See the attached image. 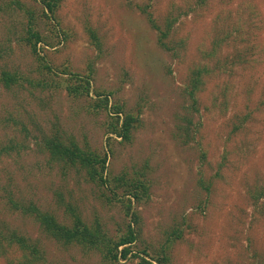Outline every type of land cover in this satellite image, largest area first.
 <instances>
[{
	"label": "rangeland",
	"instance_id": "1",
	"mask_svg": "<svg viewBox=\"0 0 264 264\" xmlns=\"http://www.w3.org/2000/svg\"><path fill=\"white\" fill-rule=\"evenodd\" d=\"M145 6L161 26L168 14L178 17L170 50L157 45L138 9ZM29 12L55 72L44 89L37 84L43 70L22 40ZM48 22L35 0H0V71L18 79L11 88L0 85V146L16 147L0 158V227L39 240L46 264H108L97 252L46 238L31 217L5 205L10 195L61 219L62 197L85 221L99 218L108 236L124 232L120 203L107 202L108 193L83 173L61 171L43 151L52 126L80 147L104 150L108 118L93 106L94 92H104L135 118L127 142L109 143L108 174L129 180L143 173L148 185L135 204L133 250L165 249L166 264H264V0H63L57 26ZM57 31L65 35L58 43ZM223 32L221 69L204 76L194 111L184 92L189 70L205 62L201 54ZM70 74L89 75L91 97L67 93ZM201 176L211 181L208 193L198 185ZM18 256L7 249L0 264Z\"/></svg>",
	"mask_w": 264,
	"mask_h": 264
},
{
	"label": "trees",
	"instance_id": "2",
	"mask_svg": "<svg viewBox=\"0 0 264 264\" xmlns=\"http://www.w3.org/2000/svg\"><path fill=\"white\" fill-rule=\"evenodd\" d=\"M35 1L41 6V16L49 21L48 23L52 26H57L55 15L63 0ZM206 1L196 0V5L201 6ZM138 9L155 32L157 45L164 50H170L167 38L170 36L171 29L178 17L171 13L168 14L165 17L164 25L161 26L156 22L146 6L138 7ZM28 15L29 21L26 24L22 40L43 70L44 76L41 80L37 81V84L44 89L50 85L48 82V79L51 80L50 75L55 74L46 58L41 55L44 47H48L49 43L45 41L44 36L33 28V15L31 12ZM237 24H239V20L236 22ZM88 32L89 36L96 41L94 33L91 30ZM55 37L58 43L61 38H65V35L63 32L59 34L57 31ZM227 37L228 35L223 32L217 41L211 43L208 51L201 54L205 62L189 70L188 82L184 88V92L188 95L191 101V109L194 111H197V93L203 88L205 82L203 80L204 76L206 78L215 73L214 69H218L217 71L221 69L219 59L216 60V57L221 44ZM235 38H237L236 34ZM210 62H213L214 66H210ZM239 63L243 64L244 62L242 59H239ZM59 72L60 74H65L67 73V68H62ZM17 81L18 79L15 74L6 70L0 71V85L4 88H11ZM68 82L69 86L66 87V90L69 95L91 97L92 86L88 74L86 76L70 74L68 75ZM94 95L93 106L98 110H104L108 118L104 127L106 136L105 149L101 152H94L80 147L72 137L63 138L58 128L52 126L48 132L49 135L43 138V151L45 150L48 153L50 161L58 162L61 165V171L72 168L77 173H83L87 183H91L108 193V195H105L102 192L107 202L113 200L120 203L123 214L127 218L123 227L124 232L115 236H108L99 218L96 217L90 221H85L78 213L77 207L71 202H64L61 199L62 197H59V200H57L58 205L63 210V217L61 219L54 212L43 211L32 202L25 204L23 201L10 195L6 197L5 205L16 213L31 217L46 238L55 241L66 249L78 248L87 252H97L101 260L108 264L118 263L121 260H135L136 264H166L165 249L158 252V255L151 254L146 249L133 250V245L138 238L136 229L138 214L135 204H138L148 192V185L144 180V174L139 173L140 176L126 180L124 176H111L107 171L108 158L111 154L109 148L110 141L118 138L122 143L127 142L130 138L135 118L130 114L124 113L121 106L111 103L109 94L94 92ZM14 148H16L14 145L0 146V158L3 155H8L9 151ZM205 157L206 154L200 152L201 161ZM203 178L201 176L198 179V185L208 193L211 181L204 180ZM262 195L263 193L259 192L258 195L252 194L251 196L257 200ZM171 236L175 239H180L182 233L173 230ZM11 248L16 250L19 256L15 263L11 260L8 264H46V257L39 240H30L27 236L19 233L18 230L12 229L2 223L0 227V256L4 255L6 250Z\"/></svg>",
	"mask_w": 264,
	"mask_h": 264
}]
</instances>
